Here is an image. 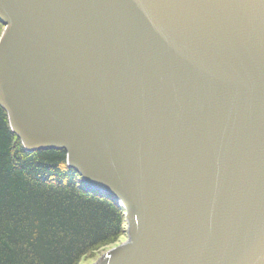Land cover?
<instances>
[{
  "label": "water",
  "instance_id": "obj_1",
  "mask_svg": "<svg viewBox=\"0 0 264 264\" xmlns=\"http://www.w3.org/2000/svg\"><path fill=\"white\" fill-rule=\"evenodd\" d=\"M0 24L12 132L124 211L93 264H264V0H0Z\"/></svg>",
  "mask_w": 264,
  "mask_h": 264
},
{
  "label": "trees",
  "instance_id": "obj_2",
  "mask_svg": "<svg viewBox=\"0 0 264 264\" xmlns=\"http://www.w3.org/2000/svg\"><path fill=\"white\" fill-rule=\"evenodd\" d=\"M126 229L116 200L86 192L65 151L27 152L0 107V264H81Z\"/></svg>",
  "mask_w": 264,
  "mask_h": 264
},
{
  "label": "rangeland",
  "instance_id": "obj_3",
  "mask_svg": "<svg viewBox=\"0 0 264 264\" xmlns=\"http://www.w3.org/2000/svg\"><path fill=\"white\" fill-rule=\"evenodd\" d=\"M126 234L119 240L118 243H116L115 245H112L110 247H107L105 249H103L102 251H100L99 253H97L96 255L84 258L81 262V264H93L94 262H96V260H98V258L106 251L112 249L113 247L118 246L120 243L124 242L126 240Z\"/></svg>",
  "mask_w": 264,
  "mask_h": 264
}]
</instances>
